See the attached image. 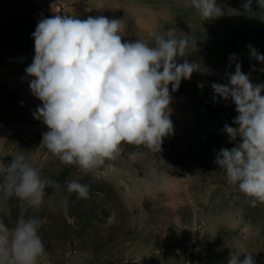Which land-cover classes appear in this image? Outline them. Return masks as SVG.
Returning a JSON list of instances; mask_svg holds the SVG:
<instances>
[{
	"label": "rangeland",
	"instance_id": "obj_1",
	"mask_svg": "<svg viewBox=\"0 0 264 264\" xmlns=\"http://www.w3.org/2000/svg\"><path fill=\"white\" fill-rule=\"evenodd\" d=\"M243 2L217 0L224 15L204 21L186 0H0V163L24 154L42 177L61 185L57 199L73 179L90 189L87 199L70 194L66 212L53 213L46 205L28 210L26 216L46 219L39 230L45 247L39 264H227L232 252L241 260L251 253L255 264H264V204L251 206L214 163L221 148L240 142H230L224 131L225 124L235 127V104L216 97L211 87L234 73L229 56L235 54L253 84L264 83V64L248 48L264 55V22L245 14ZM56 15L120 19L123 42L152 45L161 26L173 36L194 34L196 45L177 62L187 59L201 68L177 91L169 85L173 132L161 152L125 144L117 159L84 173L47 150L42 140L48 128L33 116L42 102L32 94L25 69L35 55L38 22ZM153 167L167 173L166 190L150 182ZM9 207L4 219L11 228L18 201L13 198Z\"/></svg>",
	"mask_w": 264,
	"mask_h": 264
},
{
	"label": "clouds",
	"instance_id": "obj_2",
	"mask_svg": "<svg viewBox=\"0 0 264 264\" xmlns=\"http://www.w3.org/2000/svg\"><path fill=\"white\" fill-rule=\"evenodd\" d=\"M186 7L204 21L224 15L217 0H186ZM242 7L264 22V0H244ZM121 30L120 19L56 15L42 18L32 34L35 55L25 71L32 77V94L42 102L33 112L48 128L42 143L61 163L84 173L117 159L125 144L161 152L163 139L173 132L169 85L177 91L182 80L201 68L187 59L177 62L196 45L193 33L173 36L161 26L149 45L140 39L123 42ZM248 48L251 58L264 64V55ZM236 59L229 56V68L235 62V71L226 73L228 82L211 87L216 97L235 104V127L225 124L224 131L230 142L237 137L240 142L230 150L221 148L214 163L255 207L264 204V83L253 84ZM13 157L8 165L0 163V264H39L45 256L39 230L46 219L26 216L28 210L46 205L53 213L66 212L70 194L87 199L90 189L73 179L66 182L67 194L57 199V181L42 177L24 154ZM148 177L157 189H167V173L153 167ZM13 198L19 215L10 228L4 218L11 215ZM227 264H255V259L245 253L241 260L232 252Z\"/></svg>",
	"mask_w": 264,
	"mask_h": 264
}]
</instances>
